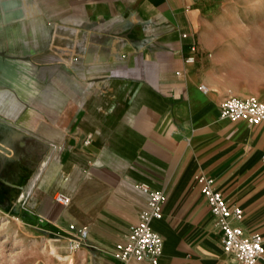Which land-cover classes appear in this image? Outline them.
I'll return each instance as SVG.
<instances>
[{"label": "crops", "instance_id": "crops-1", "mask_svg": "<svg viewBox=\"0 0 264 264\" xmlns=\"http://www.w3.org/2000/svg\"><path fill=\"white\" fill-rule=\"evenodd\" d=\"M201 1L0 0V217L19 245L0 264H124L142 185L165 195L158 264H238L200 179L264 246V122L220 117L229 97L264 103V38H227Z\"/></svg>", "mask_w": 264, "mask_h": 264}, {"label": "built area", "instance_id": "built-area-1", "mask_svg": "<svg viewBox=\"0 0 264 264\" xmlns=\"http://www.w3.org/2000/svg\"><path fill=\"white\" fill-rule=\"evenodd\" d=\"M185 61L193 63L195 57L190 56ZM201 89L206 91L204 85ZM220 117L231 122L244 121L250 126H259L264 122V103L256 97H229L220 106ZM199 181L201 193L222 232L224 252L231 255L238 264H257L264 258L263 238L256 234L246 236L241 227L234 226V221L240 222L243 219V211L240 208H229L223 194L214 188L213 180ZM141 190L148 195L147 206L139 213L138 222L126 242L118 247V259L124 264L131 260L158 264L161 257L163 238L152 229L150 223L161 217L165 195L162 191L152 190L145 185L141 186ZM55 201L68 206L71 199L64 194H58ZM71 229L74 227L71 226ZM85 237L86 232H81L71 239L69 249L78 248Z\"/></svg>", "mask_w": 264, "mask_h": 264}, {"label": "rangeland", "instance_id": "rangeland-1", "mask_svg": "<svg viewBox=\"0 0 264 264\" xmlns=\"http://www.w3.org/2000/svg\"><path fill=\"white\" fill-rule=\"evenodd\" d=\"M201 9L206 18L220 23L218 30L227 38L235 34H255L259 40L264 38V0H202ZM226 67L233 85L241 76H248L239 71L233 56L227 57ZM7 219L0 217V254L3 258L12 256L19 246L15 244Z\"/></svg>", "mask_w": 264, "mask_h": 264}]
</instances>
